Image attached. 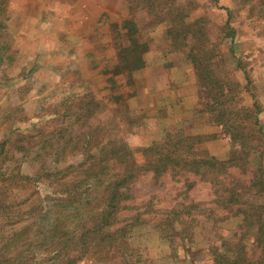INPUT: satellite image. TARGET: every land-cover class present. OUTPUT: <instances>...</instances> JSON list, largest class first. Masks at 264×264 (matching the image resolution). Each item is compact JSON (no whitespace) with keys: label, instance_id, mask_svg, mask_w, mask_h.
<instances>
[{"label":"rangeland","instance_id":"374dc122","mask_svg":"<svg viewBox=\"0 0 264 264\" xmlns=\"http://www.w3.org/2000/svg\"><path fill=\"white\" fill-rule=\"evenodd\" d=\"M16 4L0 0V264H264V0H123L61 50ZM205 156L220 183L146 164ZM126 160L135 178L88 233Z\"/></svg>","mask_w":264,"mask_h":264},{"label":"crops","instance_id":"0c3cea01","mask_svg":"<svg viewBox=\"0 0 264 264\" xmlns=\"http://www.w3.org/2000/svg\"><path fill=\"white\" fill-rule=\"evenodd\" d=\"M19 12V24L22 31L42 35L44 41L57 43L54 48L61 50V35H78L98 33L96 27L108 26L123 0H15ZM119 18V17H118ZM92 28V29H91ZM104 32V29L102 30Z\"/></svg>","mask_w":264,"mask_h":264},{"label":"trees","instance_id":"16d2710c","mask_svg":"<svg viewBox=\"0 0 264 264\" xmlns=\"http://www.w3.org/2000/svg\"><path fill=\"white\" fill-rule=\"evenodd\" d=\"M131 21H124V25L123 26H128V29L130 27L131 29ZM133 28V27H132ZM193 37L192 36V44H191V49H189L188 52V58H190V60H192V62H194V67L196 69V72L199 74L198 79L202 82H206L211 74L209 73V71L206 68V65H202L200 62L203 61V59L201 58V56L199 55V53L197 52V50H195L194 48H196L197 46H195V44L193 43ZM198 48V47H197ZM200 49V48H199ZM201 50V49H200ZM208 74V75H207ZM218 104V103H216ZM222 104L225 106L227 103L226 102H222ZM218 120L220 121V123L222 122V119L219 118V116L217 117ZM258 130V129H257ZM258 132L261 134V131L258 130ZM262 135V134H261ZM247 147V143H241L240 144V151L245 149ZM157 150H159L161 152V150L159 149V146H151L149 148L145 149V152H150V153H159L157 152ZM167 152H172L171 148H167ZM236 153V152H233ZM235 158H232L230 161L233 162ZM123 164L126 166V170L129 173V175H124L122 177H117V180H108V185L107 187L108 189V194L106 195L105 199L103 198V196H97L94 199L97 200V204L101 203L103 201V205L100 206L99 209H102L103 213L99 214L100 219L97 220L96 224L87 232L88 233H95V232H101V230L103 229V226H106L107 223H104L107 216L106 215V211H110L112 210L115 206L116 203L118 201V199L120 198L119 196L123 195L122 191H118V188L121 186H125L127 185L128 188V184L130 181H132L135 177V175H131L130 172L135 170V162L132 160H126L123 161ZM146 164L148 167H150V169L153 170V172L156 175L161 174L162 172H164L165 170H167L171 165L172 166H182L184 168H187L188 170H192L193 172H195L196 174H199L201 177H203L204 179L207 180H212V181H216V183H220L219 179H215V176H218V174L222 172V164H224V162H219L216 160V158H214L213 156H205L202 157L200 159H191V160H187L185 158L182 159H171L170 157H159V158H151L146 160ZM72 168H74L72 166ZM217 171H219V173H217ZM209 173H213V176H209L207 174ZM19 176L20 178H23L25 181L24 182H32L33 180H35V177H28V176H23L21 174H17L16 177ZM256 184L262 186L264 188V181L258 179L256 181ZM85 193V192H84ZM98 209V210H99ZM97 210V211H98ZM98 214V212H96V215ZM51 230L56 229V225L54 224L53 226H50ZM68 232V231H67ZM72 233L75 232L74 230L71 231ZM22 230L19 232L16 231L15 232V237L16 236H21L22 235ZM19 239V238H17ZM75 241L71 238L70 240H68L67 238L65 240L62 241V246H60L61 248H71L74 246ZM66 245V246H65ZM57 252L55 254H52L49 258L45 259L41 264H60V250H56Z\"/></svg>","mask_w":264,"mask_h":264}]
</instances>
